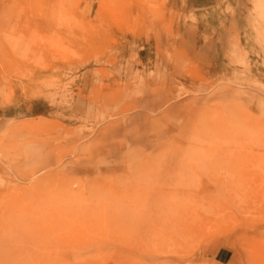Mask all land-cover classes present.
<instances>
[{
    "label": "rangeland",
    "instance_id": "obj_1",
    "mask_svg": "<svg viewBox=\"0 0 264 264\" xmlns=\"http://www.w3.org/2000/svg\"><path fill=\"white\" fill-rule=\"evenodd\" d=\"M0 264H264V0H0Z\"/></svg>",
    "mask_w": 264,
    "mask_h": 264
},
{
    "label": "crops",
    "instance_id": "obj_2",
    "mask_svg": "<svg viewBox=\"0 0 264 264\" xmlns=\"http://www.w3.org/2000/svg\"><path fill=\"white\" fill-rule=\"evenodd\" d=\"M219 259H222V255L220 256V258Z\"/></svg>",
    "mask_w": 264,
    "mask_h": 264
}]
</instances>
